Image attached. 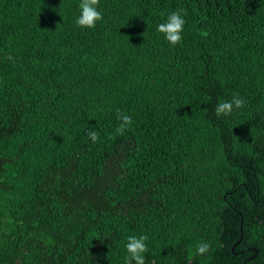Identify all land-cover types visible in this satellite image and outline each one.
I'll return each mask as SVG.
<instances>
[{
    "label": "trees",
    "instance_id": "obj_1",
    "mask_svg": "<svg viewBox=\"0 0 264 264\" xmlns=\"http://www.w3.org/2000/svg\"><path fill=\"white\" fill-rule=\"evenodd\" d=\"M80 2L0 0V264H264V0Z\"/></svg>",
    "mask_w": 264,
    "mask_h": 264
},
{
    "label": "clouds",
    "instance_id": "obj_2",
    "mask_svg": "<svg viewBox=\"0 0 264 264\" xmlns=\"http://www.w3.org/2000/svg\"><path fill=\"white\" fill-rule=\"evenodd\" d=\"M100 0H81L79 4L80 15L76 19V24L83 29H94L97 22L103 20V12L99 10ZM186 11L179 9L167 15L164 22L157 26V31L164 34L165 39L173 46L182 42L186 21ZM9 60L13 59L11 56L7 57ZM246 101L238 94H233L230 100L219 102L215 107V114L217 117L228 116L233 109H242L245 107ZM117 119L120 121L115 130V134H109V138L114 135H122L132 125V117L127 113H121L117 110ZM88 138L92 143L99 140V133L94 130H89ZM147 235H130L127 237L125 245L128 255L126 256V264H146L145 253L149 251ZM211 250V244L201 241L196 246L197 255H205ZM192 257H189L188 264H191Z\"/></svg>",
    "mask_w": 264,
    "mask_h": 264
},
{
    "label": "water",
    "instance_id": "obj_3",
    "mask_svg": "<svg viewBox=\"0 0 264 264\" xmlns=\"http://www.w3.org/2000/svg\"><path fill=\"white\" fill-rule=\"evenodd\" d=\"M242 228H243V227H241V229H242ZM241 231H242V236H243V229H242ZM241 240H242V237H241V239L239 240V242L236 243L235 246L232 248V251H234L235 247L238 246V244L241 242ZM256 255H257V254H255L253 257L247 259V260L244 262V264H247L249 261L253 260V259L256 257Z\"/></svg>",
    "mask_w": 264,
    "mask_h": 264
}]
</instances>
